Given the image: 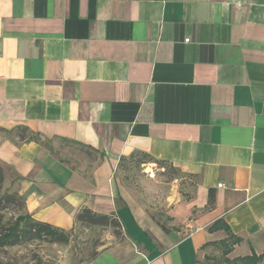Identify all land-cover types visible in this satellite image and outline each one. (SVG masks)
<instances>
[{
    "label": "crops",
    "instance_id": "0c3cea01",
    "mask_svg": "<svg viewBox=\"0 0 264 264\" xmlns=\"http://www.w3.org/2000/svg\"><path fill=\"white\" fill-rule=\"evenodd\" d=\"M137 154L190 195L145 205L119 178ZM0 163L35 221H119L89 261L59 264H200L227 236L217 219L240 238L230 258L261 253L264 0H0Z\"/></svg>",
    "mask_w": 264,
    "mask_h": 264
},
{
    "label": "rangeland",
    "instance_id": "374dc122",
    "mask_svg": "<svg viewBox=\"0 0 264 264\" xmlns=\"http://www.w3.org/2000/svg\"><path fill=\"white\" fill-rule=\"evenodd\" d=\"M19 133V129H13L1 134L15 138ZM73 149L80 150L79 147ZM0 165L6 177H9L10 171L5 165L1 163ZM119 166L121 181L139 191L141 199L145 200V205L156 211L163 209L165 195L176 194L186 198L190 195L194 184L190 177L179 173L174 167L161 162H152L151 159L140 154L121 159ZM147 178H151L153 184L148 185L145 182ZM151 186H153V195H150L148 190ZM5 192L12 193L7 181L3 182L1 189V193ZM1 213L2 223L9 224L17 215L23 214V208L16 203L6 204V208ZM113 218L109 216L106 225H86L77 222L73 229L65 231L68 235L67 243L50 242L47 236H43L41 239H26L12 246H0V264H59V260L65 255L71 263L89 261L97 250L107 243L109 236L119 238L120 227L114 224ZM159 220L166 223L164 217L159 216ZM200 264H226L222 248L214 244L203 246L200 252ZM258 264H264V259Z\"/></svg>",
    "mask_w": 264,
    "mask_h": 264
},
{
    "label": "trees",
    "instance_id": "16d2710c",
    "mask_svg": "<svg viewBox=\"0 0 264 264\" xmlns=\"http://www.w3.org/2000/svg\"><path fill=\"white\" fill-rule=\"evenodd\" d=\"M26 129L23 128L19 138L24 140L27 138ZM32 136L26 140H32ZM5 178V172L0 165V246H12L19 244L26 239H41L43 236H47L50 242L55 243H67L68 235L62 229L53 227L47 223H42L33 220L28 214H19L11 223H2V210L6 208V204H18L20 208L24 206V200L21 195L16 192L1 193L2 184ZM110 215L98 214L88 208L82 209L76 215V221L86 225H106ZM114 217V216H112ZM114 224L120 227L119 221L114 217ZM223 229L227 232V236L217 241L207 242L205 245L214 244L215 246L222 248V255L224 256V262L226 264H258L264 259V248L261 253L257 254L252 252L251 254L236 256L230 258L228 255L232 250V247L240 241V238L232 234L228 225L222 220L217 219L209 226L210 232ZM204 245V246H205Z\"/></svg>",
    "mask_w": 264,
    "mask_h": 264
},
{
    "label": "built area",
    "instance_id": "2783aa9c",
    "mask_svg": "<svg viewBox=\"0 0 264 264\" xmlns=\"http://www.w3.org/2000/svg\"><path fill=\"white\" fill-rule=\"evenodd\" d=\"M185 42H189V39H185ZM218 186H223V183H219Z\"/></svg>",
    "mask_w": 264,
    "mask_h": 264
}]
</instances>
